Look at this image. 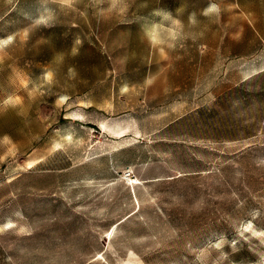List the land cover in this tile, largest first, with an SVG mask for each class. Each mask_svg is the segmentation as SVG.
<instances>
[{
    "label": "rangeland",
    "instance_id": "374dc122",
    "mask_svg": "<svg viewBox=\"0 0 264 264\" xmlns=\"http://www.w3.org/2000/svg\"><path fill=\"white\" fill-rule=\"evenodd\" d=\"M0 264H264V0H0Z\"/></svg>",
    "mask_w": 264,
    "mask_h": 264
},
{
    "label": "snow or ice",
    "instance_id": "6c2138e0",
    "mask_svg": "<svg viewBox=\"0 0 264 264\" xmlns=\"http://www.w3.org/2000/svg\"><path fill=\"white\" fill-rule=\"evenodd\" d=\"M64 3H65L66 5H69V6H70V4H71V0H64ZM212 11L214 12V11H216V10H215V9H212ZM165 19H168V17L165 16ZM173 23L175 24V21H174ZM151 35H152V39H153L154 42H156V43H162V40H161L160 35H159L158 32H153ZM175 35H177L176 32H172V33H170V36H173V37H174ZM47 78L50 80V79L52 78V77H51V74H49ZM19 102H20V101H19V98H15V99H12V100H9V101H8V103H10V104H17V103H19Z\"/></svg>",
    "mask_w": 264,
    "mask_h": 264
},
{
    "label": "clouds",
    "instance_id": "9594fccd",
    "mask_svg": "<svg viewBox=\"0 0 264 264\" xmlns=\"http://www.w3.org/2000/svg\"><path fill=\"white\" fill-rule=\"evenodd\" d=\"M195 21L193 20V23H194ZM177 25L179 24V22H175Z\"/></svg>",
    "mask_w": 264,
    "mask_h": 264
},
{
    "label": "bare ground",
    "instance_id": "6f19581e",
    "mask_svg": "<svg viewBox=\"0 0 264 264\" xmlns=\"http://www.w3.org/2000/svg\"><path fill=\"white\" fill-rule=\"evenodd\" d=\"M31 163H32V161H29V162H28V164H31Z\"/></svg>",
    "mask_w": 264,
    "mask_h": 264
}]
</instances>
